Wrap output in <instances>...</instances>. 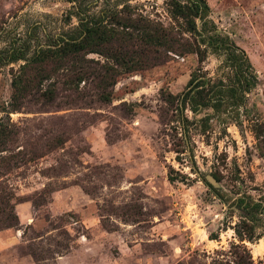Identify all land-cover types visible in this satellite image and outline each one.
<instances>
[{
  "label": "rangeland",
  "instance_id": "obj_1",
  "mask_svg": "<svg viewBox=\"0 0 264 264\" xmlns=\"http://www.w3.org/2000/svg\"><path fill=\"white\" fill-rule=\"evenodd\" d=\"M109 2L174 25L166 0ZM206 2L218 33L245 53L257 77L243 106L177 109L198 70L210 83L231 78L210 49L203 62L172 56L119 77L107 103L90 91L86 105H69L62 88L57 105L27 103L10 116L21 130L16 145L45 155L7 177L19 227L0 231V264H35L31 248L44 260L37 264H232L238 255L247 259L243 250L252 264L264 261V215L246 221L252 241L239 242L234 232L247 216L236 200L264 205V0ZM72 5L0 0V50L24 41L36 48L72 30ZM104 7L99 2L95 12ZM18 66L0 67V110ZM53 138L62 143L47 149Z\"/></svg>",
  "mask_w": 264,
  "mask_h": 264
},
{
  "label": "trees",
  "instance_id": "obj_2",
  "mask_svg": "<svg viewBox=\"0 0 264 264\" xmlns=\"http://www.w3.org/2000/svg\"><path fill=\"white\" fill-rule=\"evenodd\" d=\"M109 1L67 0L73 4L67 19H77L72 30L56 37L46 36L45 42L36 48L24 41L0 50V67L19 63L12 73L10 101L0 110V231L19 227L12 204L15 194L8 175L45 155L38 151L27 153L24 147L16 145L21 130L10 116L19 113L27 103L43 108L57 105L61 88L72 96L69 105L77 102L86 105L90 91L97 100L107 103L119 77L162 65L172 56L196 54L203 62L206 49L223 57V64L231 69L232 76L226 82L210 83V78L198 70L192 75L177 109L183 111L186 104L193 114L203 109L219 112L222 107L235 110L243 106L245 96L257 85L245 53L229 38L221 36L209 19L206 0H166L174 23L169 26L134 13L127 4L119 8ZM99 2L105 7L95 12ZM31 35L32 32L27 35L30 40ZM168 99L172 105L175 98L168 96ZM61 143L60 138H53L45 145L53 149ZM236 204L247 216L234 228L235 235L239 242L252 241L254 228L246 221H251L253 213L264 215V205L249 198H239ZM30 251L35 264L44 261L38 248ZM243 251L247 259L238 255L232 264H252L249 252ZM211 264L231 263L214 260Z\"/></svg>",
  "mask_w": 264,
  "mask_h": 264
},
{
  "label": "water",
  "instance_id": "obj_3",
  "mask_svg": "<svg viewBox=\"0 0 264 264\" xmlns=\"http://www.w3.org/2000/svg\"><path fill=\"white\" fill-rule=\"evenodd\" d=\"M208 180H209V181H210L215 187H218L217 182H216L213 178L208 177Z\"/></svg>",
  "mask_w": 264,
  "mask_h": 264
},
{
  "label": "crops",
  "instance_id": "obj_4",
  "mask_svg": "<svg viewBox=\"0 0 264 264\" xmlns=\"http://www.w3.org/2000/svg\"><path fill=\"white\" fill-rule=\"evenodd\" d=\"M22 221V220H21ZM16 239V238H15ZM0 241H2V239H0Z\"/></svg>",
  "mask_w": 264,
  "mask_h": 264
}]
</instances>
